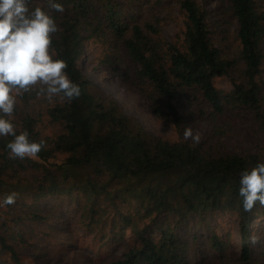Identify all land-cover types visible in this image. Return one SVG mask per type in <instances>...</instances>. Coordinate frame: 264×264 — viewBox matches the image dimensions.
Masks as SVG:
<instances>
[{
  "label": "trees",
  "instance_id": "1",
  "mask_svg": "<svg viewBox=\"0 0 264 264\" xmlns=\"http://www.w3.org/2000/svg\"><path fill=\"white\" fill-rule=\"evenodd\" d=\"M38 1L32 0L30 7H44L55 19L59 31L53 36L54 58L67 62L66 72L80 86L81 95L72 101L64 97V103L48 109L50 120L64 128L50 137L44 133L46 124L40 128L42 119L27 113L38 87L19 94L25 111L19 125L11 117L16 132L27 131L31 141L43 140L45 147L37 161L13 159L6 145L14 137H0V201L13 192L16 200H33L32 207H25L28 222L14 220L22 231L1 221L0 214L2 251L23 264L8 238L24 243L36 236L37 227L54 228V222H46L53 216L41 204L65 197L79 209L81 227L95 234V228H110L101 240L122 249L109 264H191L188 243L177 228L191 214L206 220L215 213L239 218L241 252L234 262L264 264V247L256 251L250 239L253 221L264 219V207L257 204L245 212L239 196L241 173L264 162V147L253 153L216 154L195 143L154 136L79 66L85 41L96 36L113 48H125L136 66L134 81L158 119L181 129L184 119L178 105L193 93L204 107H211L212 118L227 112L250 114L264 133V0H228L224 6L238 25V58L227 57L220 48V37L225 38L230 24L228 14L212 20L197 0H158L162 7H179L184 16L182 35L172 41L162 37L160 17L136 22L132 6L143 0H54L63 5L62 13L48 9L47 0L43 5ZM241 62L233 89H218L215 79L237 73ZM215 132L226 134V127H215ZM28 166L40 173L36 183L19 175ZM210 242L221 254L230 246L215 232Z\"/></svg>",
  "mask_w": 264,
  "mask_h": 264
},
{
  "label": "rangeland",
  "instance_id": "2",
  "mask_svg": "<svg viewBox=\"0 0 264 264\" xmlns=\"http://www.w3.org/2000/svg\"><path fill=\"white\" fill-rule=\"evenodd\" d=\"M197 2L211 12L212 20H221V15L228 14L230 24L226 26L225 38L220 37V48L227 57L238 58L240 51L237 38L238 25L230 13H225L224 10L228 0H197ZM44 3L45 0L38 1L40 5ZM132 13L136 22L140 23L153 21L155 16L160 17L161 35L168 41L176 40L182 35L184 16L179 7L174 5L162 7L158 4V0H150V2L143 0L140 5L138 1L133 4ZM79 66L90 80L115 98L128 115L137 119L143 129L154 136L170 142L188 141L193 144L192 140L184 139V129L192 127L193 134L200 135L198 145L213 150L216 154L253 153L264 147V133L257 129V123L250 114L238 115L227 112L214 119L210 116L211 107H204L199 96H194L193 93H189L188 97L178 105L184 119L181 129L173 128L172 122L158 119L150 110L147 94L134 81L136 66L128 57L124 47L116 49L96 36L88 38L85 41ZM240 69H243L242 62L237 73L216 78L214 82L216 87L222 91H231L233 80L239 75ZM20 98L21 96L17 94V103L12 116L16 125L21 122V116L25 111ZM64 101L65 98L62 96L49 99L40 94H35L34 99L30 101L31 107L27 113H31L39 120L42 119L40 128L42 124L44 126L46 124L45 136L54 137L63 131V125L50 120L48 109ZM19 105L21 110H17ZM215 127L224 130L226 127V134H216ZM32 160L34 162L38 159L32 158ZM19 172L25 182L36 183L40 178V173L31 166ZM31 203L33 200L27 196L19 198L12 206L0 207L1 221L11 222L10 225L16 232L22 231L23 227L17 226L20 224L17 222H28L25 207H32ZM41 205L53 216L54 219L46 222H54V228L39 226L36 236L24 243L8 238V242L19 253L23 264H109L121 255L122 248L107 245L105 240L100 238L102 233L108 234L110 228L105 226L95 228L97 230L95 234L77 223L80 212L76 204L69 202V198L54 197ZM252 227L253 233L258 236L257 242L254 243L257 251L264 247V219H255ZM213 232L229 241L230 246L226 253L221 254L212 248L210 239ZM177 233L188 243L191 264H236L233 257H239L241 252L240 222L232 213H215L206 220H199L191 214L187 222L178 226ZM130 235L131 231L127 232V237ZM0 264L19 263L8 251H2L0 246Z\"/></svg>",
  "mask_w": 264,
  "mask_h": 264
},
{
  "label": "clouds",
  "instance_id": "3",
  "mask_svg": "<svg viewBox=\"0 0 264 264\" xmlns=\"http://www.w3.org/2000/svg\"><path fill=\"white\" fill-rule=\"evenodd\" d=\"M32 0H0V137L14 139L6 147L10 158H36L45 142L31 141L27 131L17 134L11 117L17 94L39 87L49 99L63 95L69 101L81 95V88L68 76L67 62L56 57L53 36L59 31L55 19L44 7H30ZM47 8L62 13L63 5L47 0ZM176 127L173 125V128ZM184 139L200 142L192 127L184 129ZM17 193L0 201V207L13 205ZM239 196L245 212L259 204L264 207V162L241 173ZM256 243L258 236L250 238Z\"/></svg>",
  "mask_w": 264,
  "mask_h": 264
}]
</instances>
